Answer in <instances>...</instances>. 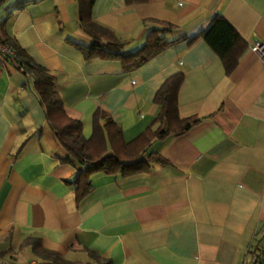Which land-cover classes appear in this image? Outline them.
<instances>
[{"label":"crops","instance_id":"0c3cea01","mask_svg":"<svg viewBox=\"0 0 264 264\" xmlns=\"http://www.w3.org/2000/svg\"><path fill=\"white\" fill-rule=\"evenodd\" d=\"M222 16L246 43L226 75L200 37ZM92 19L137 50L160 23L173 41L130 71L116 60L85 59L74 43L92 38L77 0H2L0 39L15 41L53 76L65 113L92 130V115L111 118L125 141L152 125L155 92L182 73L180 118L200 122L153 142L168 164L128 177L93 172L76 202L70 180L81 167L48 127L32 79L4 62L0 70V264H42L30 239L65 261L96 264H252L264 224V0H93ZM184 37V38H183ZM154 127V126H153ZM261 264H264L262 258Z\"/></svg>","mask_w":264,"mask_h":264},{"label":"trees","instance_id":"16d2710c","mask_svg":"<svg viewBox=\"0 0 264 264\" xmlns=\"http://www.w3.org/2000/svg\"><path fill=\"white\" fill-rule=\"evenodd\" d=\"M77 1L81 26L92 38L88 45L74 43L85 59L116 60L124 71H130L174 42L166 40L164 36V33L172 29V25L160 23V28L147 32L143 44L137 50L123 51L126 42L119 41L112 31L92 19L93 0ZM139 1L142 0H126L127 3ZM198 37L217 55L226 75L237 66L247 46L236 30L218 14L210 19L205 30L198 32L190 41ZM0 41L14 53V58L6 57L5 61L32 79L34 91L44 107L48 127L66 152L60 160L65 164L81 167L69 181L77 203L91 191L90 174L93 172L128 177L146 173L155 164H168L159 153L151 149L152 143L182 135L200 122L195 116L180 118L178 115L177 96L183 75L176 73L168 77L155 92L153 102L158 106L157 114L152 125L137 137L125 141L119 126L109 117L102 118L101 111L97 109L92 115L91 134L84 138L80 121L69 117L64 111L56 92L54 76L45 67L37 64L15 41ZM255 235V243L249 252H255L252 264H261L264 258V224L258 226ZM29 243L34 256L42 264H76L43 248L38 238H31ZM95 259L96 264H111L108 259Z\"/></svg>","mask_w":264,"mask_h":264},{"label":"built area","instance_id":"2783aa9c","mask_svg":"<svg viewBox=\"0 0 264 264\" xmlns=\"http://www.w3.org/2000/svg\"><path fill=\"white\" fill-rule=\"evenodd\" d=\"M1 3H2V0H0V6H1ZM250 50L253 53H255L258 57L264 58V44L258 41H254L250 46ZM6 57L14 58V53L12 52L11 49H9L5 44H3L0 41V70H1L3 63L5 62ZM254 260H255V256H253L252 261Z\"/></svg>","mask_w":264,"mask_h":264}]
</instances>
